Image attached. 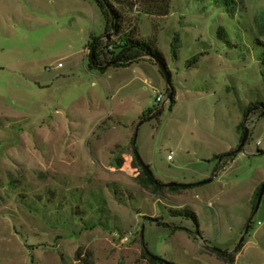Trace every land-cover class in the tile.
Instances as JSON below:
<instances>
[{"label":"rangeland","instance_id":"1","mask_svg":"<svg viewBox=\"0 0 264 264\" xmlns=\"http://www.w3.org/2000/svg\"><path fill=\"white\" fill-rule=\"evenodd\" d=\"M146 1L114 5L162 52L172 105L148 59L89 65L105 28L95 0H0V264H148L143 248L175 264H229L215 249L264 264V191L256 211L250 198L264 184V115L243 117L264 102V0H155L164 16L141 12ZM244 127L243 150L207 183L135 181L134 136L156 179L190 184L214 175ZM181 208L201 236L170 213Z\"/></svg>","mask_w":264,"mask_h":264},{"label":"trees","instance_id":"2","mask_svg":"<svg viewBox=\"0 0 264 264\" xmlns=\"http://www.w3.org/2000/svg\"><path fill=\"white\" fill-rule=\"evenodd\" d=\"M95 2L105 19V28L104 33L101 36H90V40L88 42V61L91 67H94L99 71H104L109 66H111L109 63H111L112 61H115V63L112 64L113 66H128L138 60L148 59L155 65H160L161 67H163V69H165V71H167L165 58L162 52L153 44L151 40H143L137 37L138 27L136 25V18L124 16V14H122V12H120L119 9L114 5V2L123 4L125 3V0H95ZM222 2L227 7L230 6V4H232L234 1L222 0ZM128 5L129 7H131L133 4L130 3ZM169 5L170 4L167 1H165L163 4H160V2L158 1L149 0L143 4V9L141 10V12L149 15L164 16L169 12ZM112 37H115V39H113ZM170 48L171 53L175 55V45L173 41L171 42ZM258 59L264 67V53L260 54ZM196 60L197 55L193 56L188 62L195 63ZM167 92L170 96V103L172 105L175 101V90L172 86H169L167 87ZM253 107H260L259 111L262 114L264 109V102L258 101L250 104L243 112L244 118L245 116H247V113L253 109ZM160 113L161 110H159L156 115H159ZM244 118L236 126L237 131H240V129L243 127ZM134 142L135 136L131 139L133 162L135 164V167L139 168V174L135 177V181L142 188L150 191L167 187L164 186L160 180L156 179L153 174H151L148 165L142 164V160L139 157ZM258 151L264 152V149ZM236 153L237 152L231 150L229 152L214 155L213 158L219 160L215 167L214 173L216 174L220 169H222L226 162L228 160H231L236 155ZM116 163L120 164L121 162L117 161ZM262 185L263 184L257 186L252 194V210H254L255 208L257 197ZM191 186H193L192 183L182 187L187 188ZM167 188L176 189L177 187L171 186ZM170 213L172 215L191 218L197 226V235L201 236L197 216L192 209L181 208L178 210H171ZM176 227L177 229L182 228L181 226ZM240 246L241 245H238L235 250H238ZM215 253L225 262L233 264V254L216 249ZM143 255L148 264H175L172 261H168L148 252L145 248H143Z\"/></svg>","mask_w":264,"mask_h":264},{"label":"water","instance_id":"3","mask_svg":"<svg viewBox=\"0 0 264 264\" xmlns=\"http://www.w3.org/2000/svg\"><path fill=\"white\" fill-rule=\"evenodd\" d=\"M107 36H109V35H107ZM114 63H115V61H112V62L109 63V64L112 65V64H114ZM158 67H159V69L164 73V76L167 78L169 86H171V83H170V80H169V76L165 73V69H163V67H161L160 65H159ZM167 99L169 100V99H170V96H167ZM261 115H264V109H263V112H262ZM247 137H248V128H247V127H244L243 132H242V136H241V138H240L239 145H238V147L236 148L235 152H239V151L243 150L244 145H245V142H246V140H247ZM262 153H264V152H260L259 154H262ZM142 164L146 165L143 161H142ZM149 170H150V169H149ZM150 172H151V170H150ZM151 174H152V172H151ZM213 177H214V176H211L210 178H207V179H205V180H202V181H199V182H196V183H192V184H193V185L204 184V183H207V182L211 181V180L213 179ZM190 184H191V183H190ZM163 185H164V186H167V187H171V186H174V187H175V186H176V187H182V186L189 185V184L180 183V182H176V181H169V182H165V183H163ZM263 190H264V184L261 186V190H260L259 195H258V197H257L256 205H255V208H254L253 211H256L257 208H258V206H259V203H260V200H261V196H262V194H263ZM248 225H249V224H247V228H248ZM242 239H243V238H242ZM242 239H241V240H242Z\"/></svg>","mask_w":264,"mask_h":264},{"label":"built area","instance_id":"4","mask_svg":"<svg viewBox=\"0 0 264 264\" xmlns=\"http://www.w3.org/2000/svg\"><path fill=\"white\" fill-rule=\"evenodd\" d=\"M163 95L161 94V93H159V92H157V94H156V98H155V101L157 102V103H160L162 100H163ZM168 99H167V96L165 97V100H164V102H166ZM171 158V156L170 155H168V159H170ZM128 238H127V236H125L124 238H123V240H127Z\"/></svg>","mask_w":264,"mask_h":264},{"label":"crops","instance_id":"5","mask_svg":"<svg viewBox=\"0 0 264 264\" xmlns=\"http://www.w3.org/2000/svg\"><path fill=\"white\" fill-rule=\"evenodd\" d=\"M230 160H228L227 162H226V164L222 167V169H220L217 173H219L220 171L222 172V171H224L228 166H229V164H230ZM217 173L215 174V175H213L214 177L217 175ZM214 177H213V179H214ZM194 182V181H193ZM254 192V191H253ZM253 192H252V194H253ZM252 194H251V197L250 198H252Z\"/></svg>","mask_w":264,"mask_h":264}]
</instances>
